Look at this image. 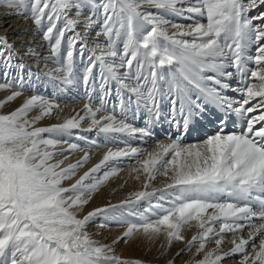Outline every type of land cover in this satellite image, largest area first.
<instances>
[{"label": "snow or ice", "instance_id": "1", "mask_svg": "<svg viewBox=\"0 0 264 264\" xmlns=\"http://www.w3.org/2000/svg\"><path fill=\"white\" fill-rule=\"evenodd\" d=\"M29 4L36 29L50 43L51 55L62 62L58 71L67 73L64 83H71L76 52L81 57L90 53L83 74L89 103L84 105L83 115L44 127L35 125L56 105L39 95L26 99L8 114H0V264H141L111 254V247L92 240L84 230L94 218L115 219L114 213L124 209L133 219L117 221L128 224L117 241L142 232L150 241L164 235L166 246H171L174 240L184 241L182 231L195 222L198 231L177 255L198 244L193 255H204L193 259L192 264H223L236 255L241 257L238 264H264V11L260 10L264 0H0V7L7 8L27 9ZM145 5L156 11H148ZM85 11L87 16H83ZM253 11L256 14L250 15ZM70 12L75 18L69 16ZM168 14L193 23L187 27L173 23L165 18ZM197 17L206 19V23ZM81 23L83 34L76 31ZM96 25V37L103 36L105 41L89 49V34ZM169 25L176 31L169 34ZM68 32L73 34L68 36L62 56ZM252 44L256 46L255 55L247 56ZM9 48L6 38L0 39V57ZM250 62L254 68L247 67ZM3 66L7 70L0 72L5 80L0 90L12 87L10 52ZM97 66L100 106L93 109L90 104L96 90ZM235 76L240 81L232 86ZM112 81L117 84L120 103L113 107V114L97 119L111 95ZM227 91L236 93V98L226 95ZM20 94L11 92L0 106ZM165 100L173 119L177 112L182 117L184 132L170 143H158L143 159H139L141 149L127 144L115 151L109 149L74 184L60 186L87 162L89 155L85 153L75 163L61 167L63 161L52 162L53 157L77 151L80 145L69 143L66 149L51 151L60 143L56 137L72 136L73 130H79L76 139L88 143V137L80 131L96 130L106 139L115 134L143 139L151 135L150 126L135 128L117 120L115 108L123 114L134 102L137 109L143 106L158 120ZM208 103L225 114H235L240 130L226 132L227 122L220 119L214 134L202 142L184 144L190 121L201 116ZM36 108L39 114L29 120L27 114ZM86 119L90 125L81 129ZM125 159L137 160L132 172L137 173V179L144 174L145 190L77 218L72 208L86 204L84 195L115 175V165ZM110 165L109 171L98 176ZM158 174L169 182L159 189L146 190ZM70 192L76 194L75 198L66 196ZM141 201L149 202L143 212L134 208ZM245 229L249 230L247 238L239 235ZM226 234L233 239L231 247L224 250ZM213 240L215 247L205 252L206 244Z\"/></svg>", "mask_w": 264, "mask_h": 264}, {"label": "bare ground", "instance_id": "2", "mask_svg": "<svg viewBox=\"0 0 264 264\" xmlns=\"http://www.w3.org/2000/svg\"><path fill=\"white\" fill-rule=\"evenodd\" d=\"M144 7L148 11H153V12L156 11V9L151 5H145ZM260 10L264 11V8H261ZM18 12L19 11H17V9L15 7H12V8L0 7V39L6 38L8 44L11 45V48H13L14 52H16L18 56H20V57L24 56L23 58H26L27 61H30L28 64L29 67H32V66L35 67L39 63L43 64L45 62L46 63L47 62H53L54 61L53 59L55 57L51 55V50L47 49L49 47L47 46V48H46V46H45L46 43L44 44L43 37L32 36L33 34L30 32V30H29L30 28L27 27V24L25 23V20L22 17V16H25V14L22 15L20 18L18 15L13 14V13H18ZM19 13H23V12L20 10ZM255 14H256L255 11L250 13V15H255ZM25 17H27V15ZM170 17H172L171 21L173 23L183 24L186 27L193 23L192 20L185 19V18H182L179 16L171 15ZM197 19L200 20V22H202V23H206V19H204V18L197 17ZM77 29H78L77 32H82V34L84 33V25L79 26ZM34 30H33V32H34ZM174 31H176V29L172 28L171 25H169V27H168L169 34H171ZM95 33H96V31H95ZM95 33L92 31L90 32L89 38H88L89 42L94 43V41L98 38V37H96ZM97 41L98 40H96V42ZM102 42H104V40ZM255 47L256 46L254 44L250 45L249 48L247 49L246 55L247 56H254L255 55ZM5 57H7V56L4 55L2 60ZM51 66H53V65H51ZM58 66L59 65H56L54 67L57 68ZM60 66L62 67L61 64H60ZM247 67L254 68L255 65H254V63L250 62V63H248ZM229 70L233 71V72L235 71V69H229ZM30 71H28V74ZM76 71H78V69ZM79 71H78V73H79ZM61 72H64V71H61ZM32 73L33 72H31V74ZM34 73H36V72H34ZM36 74H35V76H36ZM57 74L55 75L53 73H47L45 75V78H43L41 76V79L43 78V82L41 84H40V82H38L40 84V86L38 85L39 87L37 89H35V88L33 89V86L28 87V90H27V88L26 89L21 88V89H24V91H26L28 93L23 94L25 92L21 91L22 94H20L18 97H16L15 100L11 101L9 103V105L19 104L21 102L23 103L26 99L30 98L33 95L43 96V98H44V94L42 93L43 92L42 90H45V89L51 90V91L59 90V92H61V94H63V93L65 94V95H61V96H65V99L67 98V100H65L66 102L72 101L69 99H71L74 96L75 90L71 86H69L70 83H64V80H63L64 75H61L60 72H59V74L61 76H57ZM79 74L77 75L78 79H79V77L81 78L82 73L80 76H79ZM73 75H76V73ZM95 76H97V75H95ZM38 77H39V75H38ZM75 77L76 76H73L71 78V82L74 81ZM23 78L24 77H22V80H23ZM77 78H76V81H77ZM82 78H83V76H82ZM95 78H97V77H95ZM19 79H17V80H19ZM98 79H99V77H98ZM81 80L82 79H80V81ZM15 81H16V79H15ZM239 81H240V77L235 76L231 81L232 86L238 85ZM113 82H115V81H113ZM250 82L255 83L257 81L251 80ZM17 83H18V81H17ZM96 83H97V81H96ZM98 83H99V81H98ZM80 84H82V83H80ZM23 85H25V84H23ZM12 87L14 88V86H12ZM75 87H77V86H75ZM83 87H84V85H83ZM116 87H117V84L115 82L114 87L112 85V88H114L112 90V93L115 92V94H116ZM10 89H12V88L10 87ZM17 89H18V87H17ZM15 91H19V90L15 89ZM55 92H57V91H55ZM81 93H83V92H81ZM10 94H11L10 91L4 90V92H0V98H3L4 96L10 95ZM115 94L109 96V103L106 105L105 110L100 115L97 114V119H99L101 116L107 115V113H109V112H113V107L119 105L120 101H119L117 95H115ZM225 94L230 96V97L236 98V93H233L231 91H227ZM58 95H60V94H58ZM57 96H56V98H57ZM124 99H125V101L128 100V93L127 92L124 93ZM132 99L134 101L135 97H132ZM54 100H56V99L54 98ZM54 100H52V101H54ZM92 100H94V99H92ZM95 100H96V98H95ZM63 101L64 100H62V103L60 102V105H56V107L53 108V110H54L53 118H51L50 116L46 117L47 118V119H45L46 124L51 123V125H52V124L62 123L64 121V119H66V118H70V117L77 115V114H80V115L84 114V105H81L84 103H82V101H80V103H74V104H72V103L68 104L67 103L68 105H66V103H64ZM111 101H112V103H111ZM56 102L58 103L59 101L56 100ZM85 102H86V99H85ZM98 104H99V102H98ZM91 105H94V104H91ZM161 108H167V111L171 110V106L168 103V101H166V100L161 103L160 109ZM39 111H40V109H38V108H36V110H33V111L31 110V112L34 116L38 115ZM161 111H162V109H161ZM115 112H118L120 115L117 118L121 117L120 118L121 120L132 125L135 128H144L146 126H150L151 135L141 139L139 136L131 137V136H128L127 134H115L110 139H106L103 134H98V132L96 130H93L91 132L80 131V135L88 137V143H85L83 140L76 139V133L79 130H73V135L72 136H66V139L70 140L71 143H78L80 145L79 150L71 152V153L63 152L62 155H56L53 157L52 162L63 161V163L61 164V167H66L68 164L75 163L78 159L83 157L85 153H88L89 159L87 160V162L82 167H80L75 172L74 175H71V176L63 179L61 181V185H60L61 187L68 188L69 186L74 184L75 181L77 179H79V177L81 175H83L84 172H86L89 168H91L93 165L98 163V161L103 157V155L109 149H112L113 151H115L117 149L124 148L126 145L123 146L121 144V141L123 140L122 138H124V137H126V138L128 137V139H129L128 142H130L129 144L132 145L131 147L139 148L143 151V155H141L139 157V159H143L147 155L148 152H151L156 148V145L158 143H165V144L170 143L178 135H180L182 132H184V129L181 128V127H183V119L180 116L179 112H177L175 119H173V116H172V118H170V119L165 118L164 122H162V121L160 122V120L157 121V119H155V116L153 114H150L148 112V110L145 109L143 106H141L139 109H137L134 102L127 107L126 112H124L123 114L121 113L119 107L115 108ZM164 113H165V111H164ZM166 115H168V112ZM165 117H167V116H165ZM148 119H150L151 121H149ZM220 119H224L227 122V125L225 128L226 132L239 131L240 130V121H239V118L235 114H231V115L225 114L224 112L219 110L212 103H208L205 107L203 114L201 116H199L198 118H195L192 121H190V124H189L187 131H186V134L183 136L182 142L184 144L202 142L207 136L214 134L218 130V121ZM42 121H44V120H42ZM90 122L91 121L89 119L82 121L81 122V129H87L90 125ZM177 122L179 123V127H177ZM43 124H44V122H43ZM42 127H44V126H42ZM59 137H61V136H59ZM57 138L58 137H56V139ZM119 139H121V141ZM125 140H126L125 144L128 145L127 139H125ZM64 141L65 142L61 143V140H60L59 145H57L55 148H58L59 151L61 149H66L67 145L70 142L66 141V140H64ZM122 143H124V142H122ZM55 148L51 149V150H55V151L58 150ZM65 157H67V159H65ZM118 164H123V165L125 164L127 166L129 165V167H127L124 170V172H122L118 175L110 176L107 179V181L104 184H102L96 191H94L90 194H85L83 199L87 200L88 202L83 205L84 206L83 209L76 216H78L79 218L82 219L84 216H86L93 209L104 207L105 205H108L110 203H115L116 201L129 198L131 193L144 190V174L140 173L139 174L140 178L137 179L136 178L137 173L132 172V169L138 166L137 160L136 159H125ZM110 168H111V165L109 168H105L100 173H98V176H103V172L109 171ZM155 179L150 182L149 188H152L156 183H158L160 181L163 182L162 183L163 185L165 183L169 182V181H167V178L163 175H161L159 178H157V176H156ZM89 183H91V181H89ZM75 195L76 194H73V195L71 194L68 196L75 198ZM66 196H67V194H66ZM151 202L153 204H155L157 201L155 199H153ZM148 204H149L148 201L139 202L136 206V211L143 212L144 209L148 207ZM78 207L79 206H74L73 209H77ZM126 210L127 209H125L124 212H127ZM122 211L123 210H120L121 214H118L121 216L120 218H123L124 220L133 219L132 217L128 216V214L122 213ZM118 215H117V218L119 217ZM117 218H116V220H117ZM154 218L155 217H153V219ZM112 221H114L113 218H110V217L105 218L102 216L101 222H98V217H96L92 221H90L89 223L86 224V225H91L90 229L92 230V233L91 232L88 233V231H86V232L88 233V235L90 236V238L92 240L98 242L99 244H103V245H107V246L111 247L112 248L111 254L119 256L123 259L133 260V261L139 260L141 262V264H168L169 261H172L173 264H192L193 259L199 260V259L203 258L204 252H201L200 254L195 255V256L193 255L196 251V247H198V244L193 246L190 251L186 250V251H184L185 253L183 252V253H180L179 255H177V253L180 252V249L184 248L185 242L188 239H190L191 236L198 231V229L195 227V222H191L192 227H186L182 231V234L185 237V240L184 241H176L178 244V247L175 251V256L170 257V255H169L170 253L166 254V237L164 235H160L158 238L150 241L142 234V232H140V233H133V235H131L130 237H126L124 239H120L119 241H117V238L121 237L122 234L126 231L128 224L127 223L120 224L116 221V222H113L114 224L111 227H107V225L112 223ZM106 222H108L107 225L105 227H103V225ZM255 223L259 224V223H261V221L256 220ZM215 227H216V230L218 231V225H216ZM248 231H249L248 229H245L239 235H242L244 238H247ZM232 239H233V236L231 234L225 235V243L223 244L224 250H227L228 248L231 247ZM114 241H117V242L113 243ZM258 242L259 241L257 239L256 243L258 244ZM214 247H215V242L213 240V241L208 242L206 244L204 251L206 252L208 250H211ZM248 251L249 252L252 251L251 245L248 246ZM240 259H241V257L239 255H236L231 259L225 260L223 262V264H238Z\"/></svg>", "mask_w": 264, "mask_h": 264}, {"label": "rangeland", "instance_id": "3", "mask_svg": "<svg viewBox=\"0 0 264 264\" xmlns=\"http://www.w3.org/2000/svg\"><path fill=\"white\" fill-rule=\"evenodd\" d=\"M16 9H17V11H19L20 12V10L23 12V14L22 15H24L25 14V16L27 15V17H25V16H22V15H18L19 16V18L22 16L23 18H24V20H25V23L27 24V27H29L30 29V32L33 34H31L32 36H35V37H37V36H40V37H43L42 36V33L41 32H39L37 29H36V27H35V25H34V23L32 22L33 20H32V18H31V14H30V4H29V6H28V8L26 9L25 7H23V6H18V7H15ZM19 8V9H18ZM18 12V13H19ZM74 12H70L69 13V16H71V17H73V18H75V13L73 14ZM89 13L87 12V11H85L84 13H83V16H87ZM171 16V14H168V15H166V19H168V20H172V17H170ZM83 16L81 17L82 19H83ZM26 18V19H25ZM171 18V19H170ZM81 19V20H82ZM28 22V23H27ZM81 25H83L82 23L79 25V26H81ZM60 26H63L62 24L60 25ZM78 26V27H79ZM98 26V27H97ZM33 27V28H32ZM35 27V28H34ZM77 27V28H78ZM76 28V31L78 30ZM35 29V30H34ZM99 29V25H96V26H94V28L91 30L92 32H94L95 33V31H97ZM33 30H34V32H33ZM35 33V34H34ZM81 34H82V32H80ZM73 33L72 32H68V33H66V35H65V38H64V41H63V44H62V49H61V54H62V56L66 53V48H67V38H68V36H71ZM101 38V39H100ZM96 40H98L97 42H99L100 41V43H103L102 41L104 40L105 41V37H103V36H100V37H98ZM96 40L94 41V43L93 42H89V40L87 41V43H88V47H89V49H91L93 46H94V44H95V42H96ZM46 43V44H45ZM49 42L48 41H46V40H44V44H45V46H46V48H47V46L49 47V48H47L48 50H51L50 49V43L48 44ZM53 43H54V41H53ZM120 47L122 48V43L120 44ZM12 49V50H11ZM11 53V64H12V68L10 69V70H8L9 72H10V76H9V79L11 80V81H15V79H16V83L14 82H12L13 84H12V86H14V88L13 87H11L12 89H10V87L9 88H6V89H3V90H0V92H4V90L5 91H10V92H13V91H15V89L16 90H19L20 91V93L22 94V92H25V93H23V94H27L28 92H26V91H24V89H26L27 88V90H28V87H30V86H33V89L35 88V89H37L39 86H40V84L43 82V78H45V75L47 74V73H53V74H57V76H61V75H66V73H65V71L64 72H61V71H58L59 70V68L60 69H62V67H63V65H62V62H58V60L56 59V57L53 59L54 61L53 62H45V63H43V64H37L35 67L34 66H32V67H29V62L30 61H27V59L26 58H23L24 56H22V57H20V56H18L17 55V53L16 52H14V50H13V48H9L8 49V51L7 52H5L4 53V55L5 56H8V53ZM89 52H85L84 53V55H83V57H81V55L79 54V52L77 51L76 52V54H75V56H74V62H73V65H72V72H71V78L73 77V76H76L75 78H74V81L73 82H71L70 84H69V86H71L74 90H75V92H74V96L71 98V99H69V100H72V101H70V102H66L65 100H67V98L65 99V96H61V95H65L64 93L63 94H61V92H59V90H53V91H51V90H42L43 92V94H44V99H46V100H48V101H50L51 103H53V104H55V105H60V102L62 103V100H64L63 102L64 103H66V105H68V104H74V103H80V101H82V103H84V104H81V105H85L86 103H89V101H88V98H87V95H86V88H85V85H84V83H83V78H82V76H83V74H84V69H85V67L87 66V62H88V56H89V54H88ZM14 54V55H13ZM80 55V56H79ZM80 57V58H79ZM2 58L3 57H0V72H2V71H4V70H7V69H4V66L2 65L3 64V60H2ZM26 60V61H25ZM77 61V62H76ZM2 62V63H1ZM53 65V66H51V65ZM60 64L62 65V67L60 66ZM20 65H23V68L21 69L20 68ZM50 65V66H49ZM56 65H59L57 68L56 67H54V66H56ZM75 65V66H74ZM83 65V66H82ZM74 66V67H73ZM78 68H77V67ZM78 69V71H79V73H78V71H76L77 69ZM33 68V69H32ZM36 68V69H35ZM42 68V69H41ZM49 68V69H48ZM55 70H54V69ZM45 69V70H44ZM98 69V70H97ZM30 71L29 72V74H28V71ZM36 70V71H35ZM42 71V72H41ZM57 71V72H56ZM99 73H98V72ZM31 72H33L32 74H31ZM34 72H36V73H34ZM59 72H60V74H59ZM74 72V73H73ZM40 73V74H39ZM42 73V74H41ZM65 73V74H64ZM75 74L76 73V75H73V74ZM79 74V76L81 75V73H82V75H81V78L79 77V79L77 78V75ZM97 73V74H96ZM35 74H36V76H35ZM26 75V76H25ZM38 75H39V77H38ZM73 75V76H72ZM95 75H97V76H95ZM99 75H100V68H99V66H97L95 69H94V76L95 77H97V78H95L96 79V81H97V83H96V90L94 91V93H93V99L94 100H92V103L91 104H94V105H91L90 104V106L93 108V109H95V108H97V107H99L100 105V95H101V93L99 92V83H100V80L98 79V77H99ZM21 76V77H20ZM29 76V77H28ZM41 76L43 77L42 79H41ZM13 77V78H12ZM22 77H24L23 78V83H22V86H21V79H22ZM20 78V79H19ZM27 78V79H26ZM38 78V79H37ZM76 78H77V81H76ZM13 79V80H12ZM17 79H19V80H17ZM80 79H82L81 81H80ZM42 80V81H41ZM17 81H18V83H17ZM37 81V82H36ZM80 81V82H79ZM98 81H99V83H98ZM5 82V80H4V78H3V76L2 75H0V83H4ZM38 82H40V84L38 83ZM78 82V83H77ZM77 83V84H76ZM80 83H82V84H80ZM23 84H25V85H23ZM79 84V85H78ZM114 84H115V82H111V85H110V88H111V95H113V94H115V92H113L112 93V90L114 89V88H112V85H113V87H114ZM16 85V86H15ZM35 85V86H34ZM39 85V86H38ZM81 85V86H80ZM83 85H84V87H83ZM75 86H77V87H75ZM17 87H18V89H17ZM81 87V88H80ZM21 88H24V89H21ZM83 88V89H82ZM85 89V90H84ZM30 90V89H29ZM79 90V91H78ZM81 90V91H80ZM22 91V92H21ZM46 91V92H45ZM55 91H57V92H55ZM81 92H83V93H81ZM56 93V94H55ZM55 94V95H54ZM58 94H60V95H58ZM77 94V95H76ZM59 97H58V96ZM83 95V96H82ZM86 95V96H85ZM116 95V94H115ZM6 96H8V95H6ZM6 96H4L3 98H0V101H2ZM56 96H57V98H56ZM85 96V97H84ZM43 97V96H42ZM82 97V98H81ZM50 100H49V99ZM54 98L57 100V101H59L58 103L56 102V100H54ZM62 98V99H61ZM81 98V99H80ZM95 98H96V100H95ZM85 99H86V102H85ZM52 100H54V101H52ZM88 101V102H87ZM98 102H99V104H98ZM9 103L10 102H8V103H5V104H3L2 106H0V114H8V113H10L11 111H13L14 109H16L17 107H19L21 104H22V102L21 103H19V104H13V105H9ZM68 103V104H67ZM109 103V97L107 98V104ZM111 103H112V101H111ZM106 104V105H107ZM99 105V106H98ZM161 109H162V111H161ZM160 109V119H158V120H160V122L162 121V122H164V120H165V118H172V111L171 110H168L167 111V108H161ZM166 109V110H165ZM33 110H36V109H33ZM32 110V111H33ZM105 110V108L103 109V110H101V112H99L98 113V115H100L103 111ZM164 111H165V113H164ZM54 110H52V112H51V114L49 115L51 118H53V116H54ZM167 112H168V115H166L167 114ZM113 114V112H109V113H107V115L108 114ZM117 113V114H116ZM114 114L116 115V117H119L120 115H119V113L118 112H114ZM165 114V115H164ZM165 116H167V117H165ZM32 117H35L33 114H32V112L30 111L28 114H27V118L29 119V120H31V118ZM121 118V117H120ZM120 118H117V120H121ZM45 119H47L46 117H44V119H41V120H39V121H37V123H36V127H42V126H51V123L49 124H46L45 123ZM156 119V118H155ZM42 120H44V121H42ZM149 121H151L150 119H148ZM157 120V121H158ZM43 122H44V124H43ZM39 124V125H38ZM43 124V125H42ZM53 125V124H52ZM181 128H183V127H181ZM45 135V138H48L47 137V134H44ZM66 136L67 135H64V136H61V137H58L57 139H59V141L61 140V143H63V142H65L64 140H66V141H69L70 143H71V141L70 140H67L66 139ZM64 138V139H63ZM123 140L121 141V139H119L120 141H121V144L124 146V145H126L125 143H126V140L125 139H127V143H128V145H130L129 143L130 142H128L129 141V139H128V137L126 138V137H124V138H122ZM63 140V141H62ZM119 141V142H120ZM68 142V143H69ZM122 142H124V143H122ZM59 145V144H58ZM57 146V145H56ZM130 146H132V145H130ZM55 149H58V148H55ZM49 150H51V149H49ZM51 151H55V150H51ZM57 152H59V149L58 150H56ZM123 164H117L116 166H117V168H118V172L115 174V175H118V174H120V173H122V172H124V170L127 168V167H129V165L127 166V165H123ZM121 168H120V167ZM126 166V167H125ZM111 169V168H110ZM161 175H157V178H159ZM156 180V179H155ZM163 182L162 181H160V182H158V183H156L152 188H149V189H146V190H149V191H151L152 189H159V188H161L162 186H163V184H162ZM157 186V187H156ZM145 190V189H144ZM73 195L74 193H67V196L68 195ZM129 198H131V197H129ZM129 198H126V199H129ZM126 199H122V200H119V201H116L115 203H110V204H119L121 201H124V200H126ZM109 205V204H108ZM106 206V205H105ZM136 206L137 205H135L134 206V208H135V210H136ZM83 205L82 206H79L77 209H73L72 208V211L74 212V214L75 215H77L78 213H80L81 212V210L83 209ZM125 211V209L122 211V213H124V214H127V212H124ZM127 211V210H126ZM118 214H121V212H120V210L118 211H116L115 213H114V216H115V219H113L114 221H112V223H110V224H108L107 225V223L108 222H106L104 225H103V227H105L106 225H107V227H111L114 223L113 222H116V221H118L119 220V218L121 217L120 215H118ZM117 215L119 216L118 218H117ZM77 218H79L78 216H77ZM101 218H102V216H100V217H98V222H101ZM111 218V217H110ZM116 218H117V220H116ZM120 219H123V218H120ZM116 220V221H115ZM91 228V225H86L85 226V231H88V233H92V230L90 229ZM177 247H178V244H177V242L174 240L173 242H172V244H171V246H166V254H168V253H170L169 255H170V257H174L175 256V251H176V249H177ZM183 253V252H182ZM185 253V252H184ZM123 259V258H122Z\"/></svg>", "mask_w": 264, "mask_h": 264}]
</instances>
